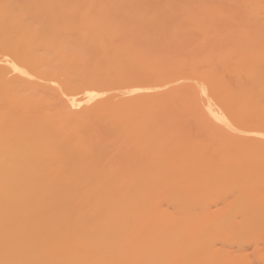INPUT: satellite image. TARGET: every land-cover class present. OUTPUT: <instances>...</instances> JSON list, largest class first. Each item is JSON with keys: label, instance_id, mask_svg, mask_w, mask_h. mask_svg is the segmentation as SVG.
I'll use <instances>...</instances> for the list:
<instances>
[{"label": "bare ground", "instance_id": "1", "mask_svg": "<svg viewBox=\"0 0 264 264\" xmlns=\"http://www.w3.org/2000/svg\"><path fill=\"white\" fill-rule=\"evenodd\" d=\"M93 1H95V3ZM93 1L0 0V264H97V260L94 259L95 257H101L102 254L105 256L110 255L112 250L115 251L119 247L117 245V242L118 239H120L123 222L118 223L115 221H110L109 219L112 218L117 210L122 208H128L132 213V218L134 219V230L132 232L133 240L131 242H128V245H130V249H128L130 254V264H233V262L236 261V256L232 257V251L228 252L230 250H227V248L226 250L223 248H220L221 250H219V246L216 245V242L223 243V241L226 242L227 239V242L230 240L228 243H231L232 241L234 242L235 238H233L234 235L232 236V234H237V232L238 236L239 234L244 233L246 241L249 238L247 242H250L252 233L256 236L259 235L260 230L259 232H257L258 226L256 228H253L254 225L251 224L256 223L258 225V223L263 222L262 224L264 226V198L261 197L264 196V192L262 193L263 195H261L260 192L264 189H259L258 191L257 188L259 187L257 186L260 185H256V187H254L255 194L256 192H260L256 195H261L259 196V198L258 196H256V198L255 196H253L255 195L253 193L254 189L251 190L249 188L250 184L248 182L244 183L245 177H247L245 176V174H242L244 177L242 179V175L238 172V169H236V174L238 173V176H236L235 173H232L235 179L237 177H240L237 178L240 182L238 180L235 181L233 176H231L230 179V177H227L228 174L224 175L228 170L233 171V165H227V162L225 163V167L228 170H226L224 167L226 171L223 170L224 172L222 174L215 173L216 175H213L211 167L208 169V171L206 170L208 166H210L209 163L212 164L213 162L215 163V161H218L219 157L217 156L219 154L217 152H221L223 150H219L220 147L217 145L218 140L228 147L233 146L235 150L237 149L238 153L237 150L236 152L234 150V152L235 154H237V156L239 155L240 158L244 154V157L246 158L247 155L245 151L247 153L249 151H251V153L253 151L256 153L257 151V154H259L260 156L264 154V141H262L263 138L261 136V133H264V116H261L259 112L261 111L264 113V102L263 104L261 103L264 99H262L263 97L260 96L262 93H264L263 83H261V85H255L254 82H256L257 79H253L254 89H257V91H255V94L260 96L262 100L257 101V97L253 98L258 103L260 102L259 106L261 105L260 107H262V109H260V107L256 104L257 109L254 115L257 114V117L255 116L256 119L253 118L254 123H252V119H246L244 117L245 115L242 116V114H240L239 111L236 110V108L240 107L241 109H244V104H246L245 98H247L249 95L253 96L254 90H251V86L250 88H248V90H246L245 88L247 85H242V87L245 86L244 89L242 88V90L241 86L240 88L238 87L239 85L237 86L238 88L234 87V89L232 85L227 81L226 76H224L229 71L223 69L224 72H222L221 70V68L223 67H227V69L229 70L234 69V65L238 62L235 61L237 60L236 57H239L240 55L238 54L237 56L232 48L228 49L230 53H228L226 49V47H230L233 45L231 43L228 45L229 42H235V40H233L234 37L232 35H229L232 34L230 33V31L228 32V34H223L220 38L222 39L223 36H225L224 38L226 40H218L217 42H221L218 44L219 47H221V45L223 44L224 47L223 45L222 47L224 48V50L226 49L224 51V54H221V56H223V65H221L223 67L220 66L221 71H215V69L219 70V68L214 65L216 62V64L219 66L220 62H222V60L218 57L219 52H216V54L218 55H216L214 52L220 51V49L214 48L213 51L209 50L210 46H212L210 45V42H212L210 41L212 40V36L207 34V30H211L213 27H216L212 26V21L210 19V25L212 28H209L208 26L204 28L203 26L205 30L207 28L208 29L206 31L204 29L201 30V32L204 31L209 37H211V39L207 38V42V35L204 36L205 40L202 39V41L207 44L209 49L207 48L206 50V47L204 45L203 50L200 51L199 49H197V53L193 50V47L197 48L195 46L198 44V42L197 44L191 43V46L195 44L192 47V50L193 52H195V54H190L191 52L189 53L188 49L190 50L191 46L189 45V48V46L187 45L188 53H186V55L188 57L184 55L186 60L183 61L184 63L186 62L185 65L187 66V68L184 63L183 65L181 64V66H179V63L176 60L179 58H174L176 60L177 68L175 70V60L172 63H170V61L169 63L171 64V66L174 65V70L172 71L166 69V67H169L170 65L168 64L169 66H167L165 62H163L162 65V63L155 59L154 61H157L156 63L153 62L152 59L151 62L150 56H148L149 58H142V52L139 50L138 51L141 54L137 53L138 51L136 53H132L134 50H132L131 53H129L127 49L126 51L125 48H127V46L125 47V44L122 41L121 43L118 41V39H120L121 37L118 36L120 33L118 34L116 30H113L115 21H112L110 15L113 14L114 16L115 13H112L111 9L109 10V8L112 7L111 5H109L111 3L110 1L112 0ZM98 1L103 3H101L102 6L100 4H97ZM118 1L122 2L123 0ZM136 1L138 2V0ZM143 1L144 0H140L141 3L138 2V4L140 3L141 6L148 4L149 6L150 2H146L142 5ZM189 1L186 0V2ZM239 1L244 2L243 4L245 5H242L243 8L244 6H246V9H250L248 11L252 12L250 14L253 15L250 16L253 17V19H250H252V21L256 20L258 22L257 26L255 25L256 21L252 23L254 27L253 31H257V29L258 31L261 30V28L264 27H261L262 23L264 25V18H262L263 20L261 19L263 21L262 23H260L261 21L257 19H260L259 16H263L264 10H262L263 14L261 12L256 14L254 13L255 10L252 11L251 9H256V11H259V7H264V5L262 4L263 0ZM196 2L195 4L193 3L194 7L197 4ZM254 2L256 3L254 4ZM173 3L178 4L177 2H175V0ZM173 3L171 5H173ZM249 3H251V6L249 5ZM134 4L135 3H132V6ZM140 4L137 5L136 3L135 5L140 6ZM150 4H152V2ZM179 4H181V1L179 2ZM183 4H185L184 1L181 5ZM116 5L114 4V6ZM203 5H205V3ZM247 5L249 6L247 7ZM255 5H258V7H255ZM98 6L101 7L99 8ZM148 6L146 5L147 8H149ZM173 6L176 7L177 5ZM179 6L180 5L176 7L179 8L177 11H181L180 8L182 6ZM210 6L211 5L208 4V7ZM91 7L95 10H92ZM97 7L101 10H99ZM174 7L171 6L169 10L174 9ZM212 7L214 8V6ZM133 8H135V6ZM138 9H140V7H138ZM203 9L204 8H202L201 10L205 12L206 10ZM158 10L156 11L158 12ZM197 10H192L195 11L194 15H196ZM208 10L211 14L214 13L211 7ZM136 11H138L136 12L137 14L139 13V15L135 13L137 15L136 18L140 16V14H142L141 16H143L138 17L142 18L141 20L139 19V22H141L145 20L148 21L147 18L150 17L152 19V13L155 10L150 13L151 16L147 13L150 17H146L143 13L139 12V10ZM215 11L217 12L218 10ZM159 12L157 14L153 13L154 17V14H156V18L153 17L155 21L157 18L159 19ZM169 12L172 13L170 15L172 16L174 11ZM122 13L127 14V11H124ZM166 14L167 13H165V15ZM180 14L182 13L179 12L178 16H181ZM211 14H209V17ZM254 14L256 15L254 16ZM245 15L246 16H244V19L248 17L247 14ZM118 16H114L116 18V22L118 20ZM128 16L125 18H129ZM121 17L118 18L120 19ZM192 17L193 16H191V18ZM216 17L214 18L216 19ZM185 18H187L188 20V17ZM154 19L152 20V22H154ZM196 19L200 20L199 18ZM130 20L131 19H128L129 23L126 22L129 26L133 24L130 23L132 21ZM198 20H196V22H193L191 20V24L194 23L198 25ZM124 21L122 22V24L119 20L121 28L125 24ZM247 21L248 20L245 21V25L248 26L250 22L247 23ZM164 23L165 25L167 24L166 21ZM212 23L213 25L215 24L214 22ZM259 23L261 25H259ZM138 24L140 25V23L137 22V31L136 29L134 30V33L138 32L137 34H140L141 32H149L150 35L153 33L152 30L156 29H149L150 31H152V33H150L148 27L146 30L143 29L146 27H143V31ZM177 24L178 22L176 23V25ZM206 24L208 25L207 22L205 23V26ZM125 25L127 26V24ZM153 25L156 26V24ZM200 25L202 26V24ZM111 26H113V28H111ZM140 26H142V24ZM161 26L160 30L162 28ZM255 26L257 29H255ZM132 27L133 26H131V29L133 30L134 28ZM163 27H165L163 30L166 29L167 31L166 26L163 25ZM235 27L237 28V26ZM123 28H125L126 31L128 27ZM138 28H140L141 30ZM178 28L179 27L175 28V30ZM189 28L187 30H189ZM194 29L195 28H193L192 30ZM128 30L129 29H127V31ZM163 30L161 32H163ZM212 30H214V28ZM239 30L240 28L236 31L235 29H233L235 36H238L236 35L237 33L240 34V39H237L238 41L243 42L242 40H244L243 43H245L249 40L251 42L256 41L255 43H257L258 40H255L256 37H252L254 36V34H256L255 36H258L257 33L253 34L252 32L248 31L249 28L245 27V30L248 31L249 34H253L249 38V36L244 35L246 32L241 29V32H244V34L242 35L241 32H238ZM114 31L116 32V34H118L116 36H118L119 38L115 36ZM262 31L264 34V28L263 30H261V32L258 33L261 34ZM204 32L201 33V36L204 34ZM208 33L211 34L209 30ZM113 34L116 37V40L114 39V41H117L116 43L112 40L114 37ZM137 34L134 35L135 39H137ZM145 34L146 33L140 35L145 36ZM156 34H158V32L155 34L153 33V37ZM167 34H164L163 38H165ZM226 34L228 35V39L229 36L233 37L232 39H229V42L227 40ZM176 35L177 34L175 33V36ZM131 36L125 38L127 40L130 37L131 40H127L129 43H133L131 42L133 38ZM178 36L180 37V34H178ZM244 36L247 37L248 40L245 41V39L241 38ZM149 37H147L148 40L152 39L151 37ZM179 37H173L174 41L175 39L179 40ZM260 37V40H262V42L259 41L258 44H264V38L262 36ZM71 38H77L81 41L87 42L94 51L95 49H97L96 53H90L93 56L91 55V57L89 58L92 59H85V57L80 53L78 57L75 56L74 54H76L77 52L75 48H77L78 45L75 48H68L69 51L67 52H74V54L71 53L74 56L70 55V53L67 54L66 50L68 49L64 50L62 45L64 44L63 46L65 47L67 45L66 43H69L68 41ZM110 38L112 41L110 40ZM165 39L169 40L170 38ZM80 40L79 42H81ZM140 40H138V42ZM144 40V43H149L150 41H152H147L146 39ZM161 40L162 38L160 39V41ZM136 41H134L135 43H133L132 45H137L138 42ZM224 41L228 43L225 45V43H223ZM249 41L246 44H250L251 42ZM112 42L115 43V46H113ZM140 42L143 44L141 45L139 43L141 46H145L147 44L146 43L144 45L142 40ZM159 42L157 44H160ZM166 42L168 44L167 40ZM166 42H163L164 44L161 43V45H163L164 47L169 46L166 44ZM186 42L189 43L188 40ZM240 42L237 43L241 44L242 46L238 44L237 46L236 42L234 43L237 46H234L236 48V52L242 51L243 53H245L244 51H246L247 53L248 50L246 48L243 49L246 44L243 45V43ZM87 43L86 45H88ZM178 43L179 42L177 41V44ZM69 44L72 45L71 42ZM79 44L84 45L83 42ZM120 44L122 45L117 47L118 49L120 48V50L113 48ZM140 45L139 47H141ZM175 45L176 41L173 43V45L170 46V50L168 49V51V47H166L165 49L164 47L162 48L160 47V45H157V48L158 46L160 49L162 48L161 50H158L154 45L155 49H157V57L160 55L159 52H162V56L164 53L163 51H165L166 54L169 55V57H173L175 53H172L171 48H174ZM252 46L253 47L250 48L253 49L256 45ZM67 47H69V45ZM152 47L153 46L151 44L150 48H148L153 52V54H156V50L152 49ZM222 47L221 50H223ZM245 47H247V45ZM145 48L146 46L143 49ZM241 48L243 50H240ZM71 49L73 51H71ZM143 49L142 51H144ZM259 49L261 50L262 48L260 47ZM259 49L254 48L252 50L254 51V54H252L255 55L256 58L259 55V59H254L258 61H255L258 64L260 62V58L261 61L263 60L264 62V47L263 51L261 52ZM257 50L258 54L256 53ZM61 51H65L66 54L62 53ZM175 51L177 52V49ZM45 52L46 54L48 53V56L51 55L52 58H50L51 56L48 58L44 54ZM178 52L180 53V51ZM242 52L241 54L244 56ZM262 52L263 54H261ZM147 53H149V51H147ZM201 53L203 54L201 55ZM225 53H228V55H226ZM166 54L165 56L168 58ZM170 54L173 55L170 56ZM212 54L214 56L213 58H211ZM135 55H137V57H133ZM195 55H197V57ZM261 55L262 57H260ZM5 56L10 57L12 62L24 68L28 72L29 76H35V79H29L28 76H24L12 71L9 67L8 61L5 60ZM81 57L83 58L81 59ZM58 58L59 60L61 58L59 62H57ZM196 58H198V61ZM244 58H246V56ZM244 58L239 57L241 62ZM134 59L135 62L139 61L136 62L138 64H134L131 62V60ZM145 59H149L147 60L148 62L145 61ZM163 59H165V57ZM227 59L229 61H227ZM219 60L221 61L218 64ZM197 62H199L200 65ZM241 62L240 66L239 64H236L237 67L239 66V69L235 65L237 71L235 69L234 70L237 73L238 71L243 70L241 69V67L244 68L245 66L242 73H245V69H248L246 71L249 74H245L250 75V77L245 76V74L242 73H237L236 75H238V77L236 75L234 76L235 78H237V80L239 79V76L240 78L241 76H244V78H246L251 83V76L253 77L255 74L253 75V73L249 71V68H246L245 60L243 61L244 66L241 65ZM256 63H253V65ZM187 64H190L191 66L189 67V69ZM197 64L199 65V67H197ZM202 65L204 67H202ZM228 66L230 67L228 68ZM170 67L169 69L173 68ZM179 67L183 68L180 69ZM207 67L208 69L212 68V72H221V74L219 73L216 75L214 72L213 74L205 75L206 72L210 71L207 69ZM256 68L257 67L255 66L254 69L250 67V70L256 71ZM202 69H204V71ZM234 70H232L233 72L230 71L227 74H230L231 72V74H234ZM260 70H262L261 73H264L263 68ZM176 72L179 73L176 74ZM259 72L260 71H258L257 74H260ZM214 74L216 75V77H214ZM11 75H14L13 78ZM217 77L219 80H217ZM224 79H226L225 81L229 84L227 83L223 86ZM56 83H59L62 86L64 90L63 94L61 93V89L55 88L53 86ZM257 86L258 88H255ZM259 86H261L260 88H263V90H261ZM187 87H191V90H193V92L191 91L190 94H193L190 95L186 92H182L183 89L181 88L186 89ZM224 87L226 89H224ZM247 87H249V85ZM33 88L38 91V94L28 95L27 93L30 92L29 90ZM138 88L152 89V91L136 92L135 89ZM236 89L237 92L234 91L235 93H233V90ZM259 89V92L263 91L260 93V95L258 94ZM26 91L29 92L25 93ZM88 91L97 92V96L88 97L85 94ZM248 91L250 92L248 93ZM22 93H25V96ZM69 93L73 94L77 101L78 106L76 109H71L67 101L64 99V96ZM102 93H106V95H103ZM232 93L240 98L236 96V99L233 95H231ZM187 94L189 95L187 98L188 104H191L192 102V106H189V108L195 109L194 112L198 113L196 115L200 116V118H197L201 119L200 121H202V127L206 130L204 131L201 129V131L204 133H208L205 135L204 133H201L202 139H205L204 141H206L207 139L204 137L209 134V136L214 137H212L213 139L216 138L215 140L212 139L213 149L209 145L211 143V141L209 143V139L208 141H206L208 143L207 145L204 141L199 140L202 143L204 142L206 147L210 146L207 150H210L211 148L214 152L215 150L217 151V156H214L213 151L212 153L211 151H207L208 156L211 153V156L215 157L213 159L208 157L207 155V157L204 156V153L203 155H201L200 153L201 156L205 157L207 162L209 161L207 163L206 161H203L205 160L203 159L204 157L202 158L201 161L203 162V164L205 165V163H207L206 167H203L202 163L201 165H199L200 163L196 164L197 160H195V163L192 162L191 164H189V162L186 163L188 160H186V164H183V160L181 159V163L179 162V157L181 156L186 159L185 152L187 150L185 151L182 144H178L180 143L178 140L179 135H177L178 143L177 140H175L177 144H174L175 142L173 140V137L176 135V132L180 128L177 129L178 126H176L177 124L175 122V117H172V113L168 111L175 110V108H169V110L167 111V106L166 111L162 110L164 109L163 106L168 103V105L170 106L172 102L174 103L175 101L177 102V100L185 99V96H187ZM191 98H194L195 100H192ZM238 101H240V103H238ZM49 107H52L51 112ZM184 108L185 107H183V111H185ZM187 109L188 108L186 107V110ZM197 109H199L198 111L200 112H198ZM186 113L187 116L188 114L190 115V117L188 116V118H191V115L194 116L193 113ZM258 113L261 118L263 117V119H259L260 116H258ZM242 123H245V125L246 123H251V125L254 124V126L252 125L253 129L241 125ZM181 129L180 131H182ZM252 133L256 134L252 135ZM182 134L183 132L181 133V135ZM193 139H195V136ZM192 140L189 143L188 141H186V143L189 144V147L192 143V148H198L196 146L200 143H196L197 140L195 139L194 143L197 144L195 145L193 144ZM180 141L182 140L180 139ZM215 141H217V143ZM178 145H181L183 149ZM215 145L216 147H219H217L218 150L215 148ZM174 146H178L179 148H175ZM187 146L188 145H186L185 148ZM200 146L202 147L203 145ZM206 147L204 148L205 150ZM195 149H192L191 151L196 154L198 150ZM243 149L245 150L243 151ZM202 151L204 150L202 149ZM192 155L193 157L195 156L194 154ZM234 155L232 157H234ZM249 156L250 155H248L247 157ZM260 156H255L257 157V159L253 157L255 160L251 158L257 163L256 164L255 162H253L254 164H256L253 166L250 160V164H252L253 167L257 166L260 163L264 164V157L262 156L263 159H260L262 158ZM187 157L189 158V156ZM196 157L198 158V156ZM239 157L238 159H240ZM234 158L233 160L236 161L237 158ZM226 159L227 157L225 158V160ZM248 159L246 158L247 161ZM211 160H213L212 163ZM258 160H262V162ZM241 161L242 159L238 162L239 164L241 163L243 167V163H245V161ZM213 164L212 166L218 163H215L214 165ZM222 164L220 163L219 165ZM227 166H230V168H227ZM215 167H218V165H215ZM257 167L253 168L256 172ZM243 168H241L240 166V169ZM261 168L263 167L261 166ZM210 169L211 171H209ZM220 170H222L221 167L220 169L219 167L217 170L215 169V171L217 172H219ZM262 170L264 171V169ZM262 170H260L259 173H262ZM240 172H244V170H240ZM222 175L223 178L224 176H226V179H223ZM219 176H221V179H219ZM212 177L214 179H217V181H221L223 179L224 182L222 181V183L220 184V181L218 183L216 180V182L214 180L209 181ZM232 177L234 182L232 180ZM252 179L254 181V178L251 177V180ZM202 180L203 182L204 180H208V184L206 181V183H204L209 188H206L207 186L205 187ZM226 180L230 181L231 183L226 182ZM197 182L199 184H197ZM201 183L202 185H204V190L206 191L207 189V194H211V197L215 196L212 195L211 192H215L217 194L219 193V190H224L222 188H227L228 186L230 187V185L231 187L233 186L234 188H232L236 189L234 202L232 203L231 199L233 196H229L230 198L228 197V203L224 204L223 201L222 205L224 204L225 206H222V208L218 209L217 212L214 211V213L216 212V214H214L212 211L214 207L212 208L209 204V201L213 200H211V198L209 200V197L205 196L203 199H207L208 197L209 201L207 204L208 206L210 205V207H207L208 209H205V207L207 206L205 201L207 200L201 201L199 198V196H202L199 195V193L202 194L203 192L202 185V188L200 187ZM219 184H225V187L221 186L222 188H219ZM246 184L247 186H244ZM212 185H215V187H217L214 189V186ZM195 186L196 188L198 186L199 190L201 189L202 191L198 193L199 190L197 188L196 191ZM217 188L218 191H215L217 190ZM205 191L203 193L204 195L207 192ZM220 193H222L221 195H223V197L227 194L225 190L224 192ZM227 196L225 197V199L227 198ZM251 197H254V199L252 200ZM220 198L221 197H219V199ZM261 198L263 199L262 203L260 201ZM198 199L201 201V204L200 202H198ZM163 201H165L166 204H169V206H172L173 209L169 206L167 207L166 204L165 206L169 208V210L165 209ZM251 204L255 205V207L253 205L251 206ZM217 205L219 204L212 206L216 207ZM197 206L198 209H200L201 212L204 213L203 216L201 212L199 214L198 212L196 213V210L198 211ZM203 209L206 210V214L205 212H203ZM209 212H211V214H208ZM242 212L243 215L245 213L244 216L248 217L247 219H249V222H246L247 219L244 217L242 218L243 222H241V217L243 216L241 215ZM253 214H255V217H253ZM63 215L68 217L69 219H72L70 224L69 222L65 223L64 221H62ZM258 215H260V218H258ZM256 216L258 219L256 218ZM236 217H240V223L239 221L234 222L237 219ZM232 225L236 226H233V228ZM241 225L245 229L241 228ZM243 225L246 227H244ZM259 226L261 227L262 225L259 224ZM239 228L240 231H238ZM250 231L252 233H250L251 236L249 234V237L248 233ZM86 232H89V234L91 235H80ZM260 236H264V232L263 234H260L259 237ZM210 238L213 239L215 244L214 247L218 250H215V248L210 246ZM75 241H78V244L72 246V242ZM84 241L93 242V244L88 247L82 246V242ZM232 244L234 243H231L230 245ZM230 245L229 247H232ZM261 254L263 255L264 253ZM262 255L260 256L262 257ZM111 257L116 258V256Z\"/></svg>", "mask_w": 264, "mask_h": 264}, {"label": "rangeland", "instance_id": "2", "mask_svg": "<svg viewBox=\"0 0 264 264\" xmlns=\"http://www.w3.org/2000/svg\"><path fill=\"white\" fill-rule=\"evenodd\" d=\"M92 1H93V0H92ZM109 1H110V0H109ZM112 1H113V0H112ZM112 1H110L111 3L109 2V3H110L109 5H111V6L113 7V9H112V7H111V8H109V10L111 9V12L116 14V15L114 14L115 17L118 16V14H119L118 17H121V16H122L120 19L117 17L118 20H117V22H116V20H115L116 18L113 16V14L110 15L112 21H115V23H114L115 26H114V29H113V30H116V31L118 32V34L120 33V34L118 35V34H116V32L114 31V34H115V36H116V35H118L119 37L121 36V37H120L121 40L118 39V41H119L120 43H121V41H122V42L125 44V47L127 46V48H125V47H124V48H125V50L127 49L129 53H131L132 50H134L132 53H136V52L139 50V51L142 52V58H149L148 56H150V61H151V62H152V60H153V62H155V63H156L157 61H159L160 63H162V65H163V62H165V63L167 64V66H169V65L171 66L170 63H172V62L175 60L174 58H179V59H176V60H177V62L179 63L178 65L181 66V64L183 65V63H184L183 61L186 60V58H185L184 55H186V53H188V52H187V45H188V46H189V45L191 46V43H196V44H197V42H198V44H199V41H200V39H201V41H200L201 46H200V44H199V45L197 44V45L195 46V47H197V48H194V47H193V45H195V44H193V45L191 46V48H190V46H189V48H190V50L188 49L189 53L191 52L190 54H192V53L195 54V52H193V50L196 51V52L198 51L197 49H199L200 51L203 50L204 45H205L206 50H207L208 46H207V44H206L204 41H202V39L205 40L204 36H206V35L208 34V35L212 36V40H210V41H212V42H210V43H211L210 45H212V46H210V49H209V48H208V49H209L210 51H213L214 48H217V49L219 48L220 51H221V53H220V51H214L215 54H216V52H219V55H218V54H216V55H218V57L222 60V62H220L221 60L218 61V64H219V62H220L219 66H218V65L216 64V62H215L214 65H216V66L219 68V70H218V69H217V70L215 69V71H221V70H222V72H224L223 69H226V70H228V71L230 72V71H232V70H234V69L236 70L235 65H236V64H237V65L239 64V66H240V62H241L240 59H239V57H240V58H244V57L246 56V58L242 59L241 65L244 66L243 61L245 60L246 68L248 67V68H249V71H250L251 73H253V75H254V74L256 75V76L254 75L255 77H254V76H253V77L251 76V78H252V79H251V80H252L251 83H250L246 78H244V76H241V78H240V76H239V79H238V80H237V78H235V76H234V75H236L237 73H240V74H241L242 71L244 70L245 66H244V68L241 67V69H243V70L240 69L241 71H238L237 73H236L237 70H236V71L234 70V74H231V73L233 72V71H232L230 74H227V73H229V72H227V73H226L227 75H226V74H225V75L223 74V75L226 76L227 81L232 85L233 88H234V87H236V88L239 87V88H240V86H241V90H242V88L244 89V87H245V86L242 87V85H247V86L249 85V87L246 86L245 89L248 90V88H250V86H251V88H252L251 90H252V91L254 90V95H253V96H251V95H249L248 97L246 96L247 98H245V99H246V101H245L246 104H244V105H245V106H244V109H241L240 107H239V108L234 107V108H236V110H238L239 113L242 114V116L245 115L244 117H245L246 119H252V120H253V118H255V116L257 115V114L254 115L255 112H256V109H257V108H256V107H257L256 104H257L258 106H259V104H260V102L258 103L257 101H260V100L264 99V96H263L264 93H262L263 95H262V94L260 95V93L263 92V91L259 92L260 89L263 90V88H264V77H263V76H264V73H261L262 70H260V69L263 68V71H264V66H263V63H264V62H263V60L261 61V58H260V60H259V61H260L259 64L256 63V62H258V61L254 60V59H257V58L259 57V55H258L257 58H256L255 55H253V54H254V51H252V50H253L254 48H255V49H259V48L261 47L262 49H261V50L259 49V50H260V52L263 51L264 44H263V43L258 44V42H259V41L262 42V40H260V39H261L260 36H262V37L264 38V34H263V31H262L261 34L258 33V32H261V30H263V28H264V27H263L264 25H263V23H262V22H263V21H262V20H263L262 18H264V14H263L262 10H264V7H259V11H256V9H251L252 11L255 10L254 13H256V14H258L259 12H261V13L263 14V16H259L260 19H259V18L257 19V20H260V21H261V22H260V23H262V26H261V27H263V28L260 27L261 30L258 31V29L256 28V26L258 25V24H257L258 22H257L256 20H253V21H252L253 17H251V16H252L253 14H250V13H252V12L248 11V10H250V9H246V6H244V8H243L242 5H245V4H243V3H244L243 1L240 2L239 0H236V1H235V0H203V1H202V0H191L192 2L189 1V0H187V1H189V2H186V0H180V1H181V4L183 3V1L185 2V4H183V5L179 4V2H180L179 0H175V2H177L178 4L173 3L174 0H165V1H164V0H158V1H157V0H151V1H150V0H144V1L142 2V5L145 4L146 2H147V3H148V2H150V3L152 2V4L149 3V6H148V4L143 5L144 7L141 6V4H140V3H141L140 0H138V2H140V3H139L140 6H136V5H135L136 3H137V5H139L138 2H137L136 0H135V1H134V0H129V1H128V0H126V1L123 0L124 2H123V1H122V2H119L118 0H116V2H115V0H114L113 2H112ZM127 1H128V2L131 1L132 3H135V4L132 6V3H131V2L128 3ZM141 1H142V0H141ZM168 1H169V2H168ZM196 1H197V2H196ZM205 1H206L207 3H206ZM238 1H239V2H238ZM253 1H254V0H253ZM260 1H261V0H260ZM260 1H259V2H260ZM93 2L95 3V1H93ZM96 2H97V1H96ZM99 2H100V1H98L97 4H100V5H101L102 2H100V3H99ZM118 2H119V3H118ZM153 2H155V3H153ZM158 2H159V3H158ZM171 2L173 3V5H175V6L177 5L176 7H178V5H180L179 7L182 6V7L180 8L181 11H177L179 8H176V7H174L173 5H171V4H172ZM190 2H191V3H190ZM195 2H196L198 5L196 4L195 7H194ZM262 2H263L262 4L264 5V0H263ZM94 3H93V4H94ZM112 3H114L115 5L117 4V5L114 6V4H112ZM165 3H168V4H165ZM170 3H171V4H170ZM186 3H187L188 6L186 5ZM188 3H189V4H188ZM193 3H194V4H193ZM204 3H205V5H207V6L203 5ZM240 3H241V5H240ZM251 3H252V2H251ZM251 3H249V5H250ZM255 3H256V2H254V4H255ZM91 4H92V3H91ZM102 4H103V3H102ZM119 4H120V5H119ZM121 4H122V5H121ZM123 4H124V5H123ZM129 4H130V5H129ZM153 4H154V5H153ZM155 4H156V5H155ZM163 4H164V5H163ZM208 4L211 5L210 7H211V8L213 9V11H214L213 14H211L210 11L208 10V9H210V7H208ZM260 4H261V3H260ZM146 5H147L149 8H147ZM150 5H153V6H150ZM168 5H169L170 7H171V6L174 7V9L169 10L170 7H169ZM189 5H190V6H189ZM249 5H247V7H248ZM252 5H253V4H252ZM263 5H261V6H263ZM101 6H102V5H101ZM101 6H100V7H101ZM117 6H118V7H117ZM122 6H123V7H122ZM124 6H125L126 8H125ZM127 6H128V7H127ZM130 6H132V7H130ZM134 6H135V8H137V9L133 8ZM157 6H158L159 8H158ZM191 6H192L193 8H192ZM202 6H204V7H202ZM212 6H214L215 9H214ZM250 6H251V5H250ZM89 7H90V6H89ZM98 7H99V6H98ZM98 7H97V8H98ZM100 7H99V8H100ZM116 7H117V9H116ZM138 7H140V9H138ZM141 7H142V8H141ZM161 7H162V8H161ZM188 7L191 8V9H189ZM200 7H201V9L204 8L203 10H206V11L203 12V11L200 9ZM255 7H258V5H257V6L255 5ZM255 7H253V8H255ZM91 8H92V7H91ZM91 8H90V9H91ZM97 8H96V9H97ZM99 8H98V9H99ZM103 8H104V6H103ZM103 8H102V9H103ZM114 8H115V9H114ZM129 8H130V9H129ZM131 8H132V9H131ZM152 8H153V9H152ZM184 8H185L186 10H185ZM187 8L189 9V11H188ZM196 8H197L198 10H197ZM205 8H206V9H205ZM250 8H251V7H250ZM93 9H94V8H92V10H93ZM120 9H121V10H120ZM144 9H145V10L147 9V10L145 11ZM149 9H151V10H149ZM158 9H160V10H158ZM193 9L197 10V11H196V15H194V14H195V11H192ZM243 9H244V10H243ZM257 9H258V8H257ZM94 10H95V9H94ZM99 10H101V9H99ZM99 10H98V11H99ZM114 10H115V11H114ZM123 10H124V11H127V14H125L126 12L123 14V13H122V12H124ZM134 10H135V11H134ZM136 10H139V12L143 13L146 17H147V16L150 17V16H151L150 13H152L153 10H155L153 13H156V12H157L156 10H158V12L160 11V12H159V13H160L159 16L157 15V16L159 17V19L157 18L156 21H155V19H154V18H156V14L158 13V12H157L156 14H154L155 17L153 16V13H152V19H151V17H150V18H147L148 21L145 20V21H141V22H139V19L141 20L142 18H138V17H140L142 14H140V16H138V17L136 18V16L139 15V13H138V14L136 13V12H138V11H136ZM143 10H144V11H143ZM166 10H167V11H166ZM175 10H176V11H175ZM190 10H191V11H190ZM215 10H218V11L216 12ZM260 10H261V11H260ZM98 11H97V12H98ZM117 11H118V12H117ZM120 11H121V13H120ZM128 11H129V12H128ZM131 11H132V13H131ZM169 11H171V12L174 11L172 16H170L172 13H170ZM184 11H185V12H184ZM116 12H117V13H116ZM133 12H134V13H133ZM179 12L182 13V14H180L181 16H178ZM193 12H194V13H193ZM207 12H209V13H207ZM218 12H219V13H218ZM243 12H244V13H243ZM135 13H136L137 15H136ZM147 13L150 14V16H149ZM165 13H167V14L165 15ZM197 13H200V14H197ZM206 13H207L208 15H207ZM217 13H218V15H217ZM128 14H129V16H128ZM209 14H211L210 17H209ZM215 14H216V15H215ZM245 14H247V16H248V17L245 18L246 20H248L247 23L250 22V24H249L248 26L245 25V24H246V23H245L246 20L244 19V16H246ZM248 14H249V15H248ZM256 14H254V16H255ZM262 14H261V15H262ZM126 15H127L129 18H125V17H127ZM175 15H177V16H175ZM200 15H201V18H200ZM202 15H204L205 17L202 16ZM250 15H251V16H250ZM160 16H161V17H160ZM162 16H163V17H162ZM167 16H168V17H167ZM191 16H193V17H192L193 19L195 18L194 21H193V19L191 18ZM197 16H198V17H197ZM213 16H214V17L217 16L216 19H215ZM141 17H143V16H141ZM153 17H154V18H153ZM177 17H178V18H177ZM185 17H188V20H189V21H188L187 18H185ZM206 17H207V18H206ZM113 18H114V19H113ZM160 18H161V19H160ZM169 18H170V19H169ZM190 18H191V20H192L193 22H196V20H198V19H196V18H199L200 20H198L199 22H197L198 25H197V24H194L193 22H192L193 24H191V20H190ZM211 18H212V19H211ZM250 18H252V19H250ZM121 19H122L123 21H124L125 19L127 20V21H126V20L124 21V23L127 24V26L124 24L123 27H126V28L128 27V28H127V29H129L128 31H127V29H126V31H125V28H123V27H122V28H123V31H124V32L122 31V28H121V26H120V22L122 23L123 21H122ZM128 19H131V20L133 21V22H132V21L130 20V21H131L130 23H131V24H132V23L134 24V25H133V24H132V25L130 24L131 26H133V27H132V28H134L133 30L131 29V26L128 25V23H129V22H128ZM144 19H146V18H144ZM144 19H143V20H144ZM153 19H154V22H152ZM201 19H202V21H201ZM209 19H210L212 22H214L215 24L213 25V23H212ZM254 19H255V18H254ZM261 19H262V20H261ZM119 20H120V22H119ZM137 20H138V21H137ZM150 20H151V21H150ZM157 20H158V21H157ZM167 20H168V22H167ZM214 20H215V21H214ZM249 20H251V21H249ZM134 21H135V22H134ZM136 21H137L138 23H140V25L142 24V26H140V25L138 24L139 27H140L141 29H142L143 27H146V28H143L144 30H146L147 27H148V30H149V29L151 30V29H153V28H154V29L156 28L155 30H152V31H153L154 34L157 33V32H158V34L154 35V37H153V33H152V31H150V30H149L150 33H152V34H150L151 36L149 35V32H141L140 34H144V33H146L145 36H147V37L150 36V37L152 38V39H149V40H148L147 37H145L144 35L137 34L138 32H135V33H134V30H135V29H136V31H137V26H136V25H137V22H136ZM165 21H166V23H167L169 26H168L167 24L165 25V23H164ZM171 21H172V23H171ZM204 21H205V22H204ZM208 21H209V22H208ZM255 21H256V24H255V23H254V24L256 25V26H255V29H257V31H256V30L253 31V30H254V27H253V24H252V23L255 22ZM126 22H128V23H126ZM158 22H159L160 24H159ZM174 22H176V23L178 22V24L176 25V23H174ZM206 22L208 23V25L206 24V26H205V23H206ZM210 22H211L212 26H216V27H213L214 30H212L213 28L211 27ZM144 23H145V24H144ZM157 23H158V24H157ZM179 23H180V24H179ZM182 23H183V24H182ZM188 23H190V24H188ZM199 23L202 24V26H201ZM260 23H259V25H261ZM110 24H111V23H110ZM122 24H123V23H122ZM143 24H144V25H143ZM153 24H156V26L153 25ZM185 24H186V25H185ZM203 24H204V25H203ZM145 25H146V26H145ZM149 25H150V26H149ZM151 25H152V26H151ZM161 25H162V26H161ZM163 25L166 26V28H167V26H168L167 31H166V29L163 30V29L165 28V27H163ZM170 25H171V26H170ZM175 25H176V26H175ZM190 25H191V27L194 26L193 28H195V29L192 30L193 28H191ZM192 25H193V26H192ZM195 25H196V27H195ZM160 26L162 27L161 30H160ZM203 26H204V28L207 27V26H208L209 28H212L211 30L207 28V29L209 30V32H211V34L208 33V30H207V29H206V30H207V34H206L204 31L201 32V30L204 29ZM235 26H237L238 29L240 28V30H239L238 32H241V29H242V30H243L244 32H246L247 34H246V33L244 34V32H243V33L241 32V34H242V35L244 34L245 36H249V38H250V36H252L254 33H257L258 36H255L256 34H254V36H252L253 38H255V37L257 38V39L255 38V40H258L257 43H255L256 41H253V42L249 41L248 38L245 37V36H244V37H241V38L245 39V41L248 40L249 42H251L250 44H249V43L246 44L248 41L245 42V43H243L244 40H242L243 42L238 41L237 39H240V34H238V33L236 34V35H238L239 37H238V36H235V33H234L233 29H235V31L238 30ZM243 26H244V28H243ZM119 27H120V28H119ZM150 27H151V28H150ZM169 27H170V28H169ZM173 27H174V29H173ZM177 27H179V28H178L179 30H178V29L175 30V28H177ZM185 27H186V28H185ZM189 27H190V28H189ZM197 27H198V28H197ZM232 27H233V29H232ZM234 27H235V28H234ZM245 27L249 28L248 31L252 32L253 34H252V35L249 34V32L246 31L247 29L245 30ZM258 27H259V26H258ZM111 28H113V26H111ZM140 28H138V29H140ZM188 28H189V30H187ZM196 28H197L198 30H197ZM252 28H253V29H252ZM109 29H110V28H109ZM130 29H131V30H130ZM141 29H140V30H141ZM143 29H142V30H143ZM157 29H159L160 31L157 30ZM169 29H170V30H169ZM140 30H139V31H140ZM144 30H143V31H144ZM148 30H147V31H148ZM156 30H157V31H156ZM162 30H163L164 33L161 32ZM177 30H178V32H177ZM183 30H184V31H183ZM204 30H205V29H204ZM206 30H205V31H206ZM131 31H132V32H131ZM169 31H170V34H169ZM171 31H172V32H171ZM175 31H176V32H175ZM229 31H230V33H232V34H229V35H232V36L234 37L233 40H235L236 45H237V44H238V45H241V44H239V43H237V42L243 43V45H244V44L247 45V47H245V46H246V45H245L244 48H243V49L246 48V49L248 50L247 53H246V51H244L245 53H243V52L241 51V52L244 54V56L241 54L240 51H239V52H236V48H235V47H237L238 45L236 46V45L234 44V43H235L234 41L229 42V41H230L229 39H232V38H233V37L229 36V39H228V37H227L228 35H227V34H228ZM122 32H123V34H122ZM203 32H204V34L201 36V33H203ZM125 33H127V34H125ZM147 33H148V34H147ZM167 33H168V34H167ZM175 33L177 34V35H176L177 37H179L178 34H180L179 40H178V39H175V41H176V45H175V47H174V48L172 47L173 49L171 48L172 53L174 52V53H175L174 55H175L176 57H175L173 54H172L173 57H169V55L166 54L165 51H163V52H164V53H163L164 56H163V55H162V56H163V58L165 57V59H163L162 56H161V53H162V52H159L160 55L158 54V55H159L158 57H161V58H158V57H157V49L159 50L160 48H159V46H158V48H157V45H160V47L163 48L164 46L161 45V43H163V42L165 43L166 40H167V41H168V44H167V42H166V44L169 45V46H166V45H165V46L168 47V48H167V51H168V49L170 48V46L173 45V43L175 42V41H174V38H177V37L175 36ZM225 33H227V34H226V37H227V40H228V42H229V43L227 42L228 45H229L230 43L233 44V45L230 46V47H226L227 51H228L229 48H232V49L234 50V53L237 54V56H238V54H240L239 57H236L237 60H235V61H238V62L234 65V69H232V70L227 69V67L224 68L223 66H221V65H223V56H221V54H224V51H225L226 49L224 50V48H223L224 45L222 44V45H223V47H222V45L220 44L221 47L223 48V50H221V47H219V45H218V44L221 43V42H219V43H217V42H218V40H219V41H220V40H221V41H222V40H226V39L224 38L225 36H223L224 39H223V38L220 39L221 36H222L223 34L225 35ZM114 34H113V36H114ZM132 34H133V35H132ZM135 34H137V35L140 36V37L137 36V39H135V38H134V37H135V36H134ZM164 34H165V35L167 34V36L169 35L168 37L165 36V38H170V39L168 40V39L163 38V37H164ZM131 35H132V36H131ZM208 35H207V36H208ZM242 35H241V36H242ZM115 36H114L113 39H112L113 41H114V39H115L116 37H118V36H116V37H115ZM128 36H131V37L134 38V40H133V38H132V41H131V42H133V43H135L134 41H136V40H137L136 42H138V40H140V39L142 40V42H143V41L145 42L144 39H146L147 41L152 40V41H150L151 44H152V46H153L152 49L156 50V52H155L156 54H153V52L149 50L150 45H151L150 42H149V43L146 42L147 44L143 42L144 45L146 44V45H145L146 48L143 49L145 46H141V45H143V44L140 42L141 40L138 42V44L140 43L141 45H140V44H139V45H140L141 47H143V48L139 47L138 44H137V45H132L133 43H129L128 41L131 40L130 37H129L130 40L127 39L128 41L125 39V38H128ZM141 36H142V37H141ZM156 36H157V38H156ZM170 36H171V37H170ZM74 37H75V36H74ZM110 37H112V36H110ZM119 37H118V38H119ZM150 37H149V38H150ZM158 37H159V38H158ZM173 37H174V38H173ZM138 38H140V39H138ZM154 38L157 39V40H155ZM161 38H162V40L160 41ZM171 38H172V39H171ZM207 38L211 39V37H209V36L206 37V42H207ZM246 38H247V39H246ZM164 39H165V40H164ZM209 39H208V40H209ZM70 40H71V41H70ZM70 40H69L68 42H69V43L71 42L72 45H70L69 43H66V44H67V45L65 46L66 48L63 46L64 44L62 45V47L64 48V50H66V49L71 48V47L75 48V47H77V45H78V47L75 48V49L77 50L78 53H77L76 51H75L76 54H74V52H73V53H72V52H67V51H69V49H68V50H66L67 54H69V53H70V55L74 54L75 56L78 57V56H79V53H80L81 55H83V56L85 57V59H87V58H88V59H92V58H89V57H91V55H92L93 53H96V51H97V49H95V51H94L93 48H92L87 42L81 41L80 39H77V38H73V39H72V38H71ZM72 40H73V41H72ZM79 40H80L81 42H79ZM110 40H111V38H110ZM112 40H111V41H112ZM115 40H116V39H115ZM153 40H155V41H153ZM163 40H164V41H163ZM171 40H173V41H171ZM185 40H186V41L188 40L189 43L186 42ZM253 40H254V39H253ZM77 41H78V42H77ZM156 41H157V42H156ZM159 41H160V42H159ZM177 41L179 42L178 44H177ZM82 42H83L84 45L79 44V43H82ZM108 42H109V41H108ZM114 42L116 43L117 41H114ZM119 42H118V43H119ZM153 42H155V43H153ZM158 42H159L160 44H157ZM232 42H234V43H232ZM263 42H264V41H263ZM86 43H87L88 45H86ZM112 43H113V42H112ZM115 43H113V46H115V45H114ZM164 43H163V44H164ZM169 43H170V44H169ZM171 43H172V44H171ZM223 43H225V45L227 44L226 41H224ZM252 43H253V44H252ZM74 44H75V46H74ZM107 44H108V43H107ZM129 44H131V45H129ZM153 44L156 46L157 49H155V47H154ZM208 44H209V43H208ZM251 44H252V45H256L257 48H256V46H254L253 49L250 48V47H253ZM68 45H69V47H67ZM79 45H80V46H79ZM110 45H111V43H110ZM121 45H122V44H120V45H118V46H116V47H113V48L118 49L117 47H119V46H121ZM147 45H149V46H147ZM202 45H203V46H202ZM250 45H251V46H250ZM260 45H261V46H260ZM262 45H263V46H262ZM85 46H87V47H85ZM214 46H215V47H214ZM217 46H218V47H217ZM234 46H235V47H234ZM241 46H242V45H241ZM259 46H260V47H259ZM62 47H61V50H62ZM89 47H90L92 50H91ZM111 47H112V46H111ZM122 47H123V46H122ZM122 47H121V48H122ZM129 47H130V48H129ZM136 47H137V49H136ZM148 47H149V48H148ZM166 47H164V48L166 49ZM192 47H193V50H192ZM200 47H201V48H200ZM211 47H212V48H211ZM88 48H89V49H88ZM128 48H129V49H128ZM140 48H141V50H140ZM162 48H161V49H162ZM75 49H74V50H75ZM135 49H136V51H135ZM142 49H143L144 51H142ZM161 49H160V50H161ZM176 49H177V52L175 51ZM243 49L241 48L240 50H243ZM118 50H120V48H119ZM123 50H124V49H123ZM127 50H126V51H127ZM145 50L149 51L150 54L147 53V51H145ZM154 50H153V51H154ZM163 50H164V49H163ZM169 50H170V49H169ZM233 50H231V51H233ZM238 50H239V49H238ZM238 50H237V51H238ZM71 51H73V50L71 49ZM93 51H94V52H93ZM139 51H138L137 53H139ZM178 51H180V53H179ZM222 51H223V53H222ZM61 52H62V51H61ZM66 52L64 51V52H62V53H65V54H66ZM91 52H92V54H90ZM202 52H203V51H202ZM207 52H208V51H207ZM257 52H258V50L256 51V53H257ZM260 52H259V53H260ZM71 53H72V54H71ZM87 53H88V55H87ZM144 53H145V54H144ZM151 53H152V56H153V55L155 56V57L153 56L154 58L151 56ZM168 53H169V52H168ZM197 53H198V52H197ZM197 53H196V54H197ZM204 53H205V52H204ZM208 53H210V52H208ZM228 53H230V52L228 51ZM228 53H225V54L228 55ZM232 53H233V52H232ZM232 53H231V54H232ZM252 53H253V54H252ZM256 53H255V54H256ZM44 54H45L48 58L51 56L50 54H49L50 56H48V55H47L48 53L46 54V52H45ZM84 54H85V55H84ZM139 54H141V53H139ZM165 54L168 56V58L165 56ZM190 54H189V55H190ZM202 54H203V53H201V55H202ZM210 54H211V53H210ZM245 54H246V55H245ZM257 54H258V53H257ZM261 54H263V52H262ZM74 55H72V56H74ZM81 55H80V56H81ZM146 55H147V57H146ZM172 55L170 54V56H172ZM180 55H182V56H180ZM232 55H233V54H232ZM241 55H242L243 57H242ZM92 56H93V55H92ZM139 56H140V55H139ZM139 56H138V59H139ZM143 56H145V57H143ZM186 56H187V55H186ZM190 56H191V55H190ZM195 56L197 57V55H195ZM199 56H200V55H199ZM210 56H211V55H210ZM253 56H254V58H253ZM68 57H71V56H68ZM133 57H137V55H135V56H133ZM133 57H132V58H133ZM187 57H188V56H187ZM203 57H204V56H203ZM213 57H214V56H213V54H212V57H211V58H213ZM224 57H225V56H224ZM260 57H262V55H261ZM50 58H52V56H51ZM82 58H83V57H81V59H82ZM140 58H141V57H140ZM166 58H167V59H166ZM184 58H185V59H184ZM192 58H193V56H192ZM198 58H199V57H198ZM198 58H196L197 61H198ZM201 58H202V57H201ZM208 58H209V57H208ZM211 58H210V59H211ZM216 58H217V57H216ZM232 58H233V56H232ZM234 58H235V57H234ZM252 58H253V59H252ZM151 59H152V60H151ZM154 59L157 60V61H154ZM158 59H159V60H158ZM160 59H161V60H160ZM162 59H163V60H162ZM180 59H181V60H180ZM190 59H191V58H190ZM204 59H205V58H204ZM230 59H231V58H230ZM258 59H259V58H258ZM60 60H61V58H60ZM60 60H59V58H58V61H57V62H59ZM136 60H137V58H136ZM147 60H149V59H145V61H147ZM176 60L174 61V62H175V70H176V68H177ZM178 60H179V61H178ZM192 60H193V59H192ZM200 60H201V59H200ZM206 60H207V59H206ZM253 60H254V61H253ZM129 61H130V60H129ZM170 61H171V62H170ZM194 61H195V60H194ZM207 61H208V60H207ZM209 61H212V60H209ZM213 61H216V60H213ZM227 61H229V60L227 59ZM230 61H231V60H230ZM248 61H249V62H248ZM255 61H256V62H255ZM55 62H56V61H55ZM127 62H128V61H127ZM131 62L135 64L136 62H139V61H136V62H135V59H134V60H131ZM147 62H148V61H147ZM169 62H170V63H169ZM188 62H190V61H188ZM188 62H187V63H188ZM202 62H203V61H202ZM224 62H225V61H224ZM128 63H130V62H128ZM165 63H164V64H165ZM192 63H193V62H192ZM192 63H191V64H192ZM195 63H196V62H195ZM197 63H199V62H197ZM212 63H213V62H212ZM212 63H211V64H212ZM231 63H232V62H231ZM253 63H256V64L253 65ZM130 64H131V63H130ZM136 64H138V63H136ZM168 64H169V65H168ZM185 64H186V62L184 63V65H185ZM207 64H208V63H207ZM226 64H227V63H226ZM261 64H262V65H261ZM162 65H161V67H162ZM187 65H188V64H187ZM197 65H198V64H197ZM199 65H200V63H199ZM199 65H198L197 67H199ZM214 65H213V66H214ZM224 65H225V64H224ZM237 65H236V67H237ZM247 65H248V66H247ZM256 65H257V66H256ZM170 66H169V67H170ZM173 66H174V65H172L171 67H173ZM185 66H186V65H185ZM192 66H193V65H192ZM205 66H207V65H205ZM213 66H212V68H213ZM220 66L223 67V68H221ZM225 66H226V65H225ZM230 66H231V65H230ZM230 66H228V68H229ZM239 66H238V67H239ZM254 66L257 67V68H256L257 70H256V69H255L256 71H254V70H253V71L250 70V67L254 69ZM262 66H263V67H262ZM163 67H165V66H163ZM169 67H166V69H168V70H172V71L174 70V67H173L172 69H169ZM171 67H170V68H171ZM189 67H191L190 64L188 65V69H189ZM195 67H196V66H195ZM202 67H204V66L202 65ZM238 67H237V68H238ZM259 67H260V69H259ZM179 68L182 69L183 67H179ZM186 68H187V66H186ZM212 68L208 69V67H207V69L210 70V71H209L210 73H209V72H206L205 75H206V74H213L215 71L212 72V71L214 70V68H213V70L211 71ZM215 68H216V67H215ZM220 68H221V70H220ZM190 69H191V68H190ZM197 69H198V68H197ZM197 69H196V70H197ZM205 69H206V68H205ZM238 69H239V68H238ZM183 70H184V69H183ZM198 70H199V69H198ZM202 70L204 71V69H202ZM208 70H207V71H208ZM246 70H248V69H245V73L249 74ZM181 71H182V70H181ZM258 71H260V72H259L260 74H257ZM182 72H183V71H182ZM177 73H179V72H176V74H177ZM219 73L221 74V72H219ZM219 73L215 72L216 75L219 74ZM245 73L243 72L242 74H245ZM215 74H214V77H216ZM240 74H239V75H240ZM247 74H245V76H249V77H250V75H247ZM262 74H263V76H262ZM187 75H189V74H187ZM9 76H10V75H9ZM11 76H12V75H11ZM13 76H14V75H13ZM13 76H12V78H13ZM219 76H220V75H219ZM219 76H218V77H219ZM236 76L238 77V75H236ZM218 77H217V80H219ZM256 77H257V78H256ZM262 77H263V78H262ZM219 78H220V77H219ZM254 78L257 79L256 82L253 81ZM226 79L223 80L224 84H223V82H222L223 86H224L225 84L228 83V82L225 81ZM234 79H236V80H234ZM248 79H249V78H248ZM249 80H250V79H249ZM221 81H222V80H221ZM218 82H219V81H218ZM253 82L255 83V85H261V83H263V88H260L261 86H259L260 89L258 90V94H259L260 96L263 97L262 99H261L260 96H258V95L255 94V91H257V89H254V85H253L254 83H253ZM229 83H228V84H229ZM256 83H257V84H256ZM258 83H259V84H258ZM220 84H221V82H220ZM238 85H239V86H238ZM229 86H230V85H229ZM237 86H238V87H237ZM252 86H253V87H252ZM226 87H227V86H226ZM230 87H231V86H230ZM189 88H190V89H189ZM233 88H231V89H233ZM255 88H258V86L255 87ZM181 89H183L182 92H186V93H188V94H190L191 91L193 92V90H191V87H187L186 89H185V88H181ZM224 89H226V88L224 87ZM229 89H230V88H229ZM234 89H235V88H234ZM227 90H228V89H227ZM249 90H250V89H249ZM251 90H250V91H251ZM29 91H30V92H29ZM29 91H26L25 93L29 92V93H27L28 95H29V94H34V95L38 94V91H37L36 89H34V88L31 89V90H29ZM234 91L237 92V89H236V90H233V93H235ZM250 91H248V93H249ZM231 92H232V91H231ZM245 92H246V91H245ZM245 92H244V94H245ZM25 93H22V94L24 95ZM233 93H232L231 95H233V96L237 99L238 96L236 95V96H237V97H236ZM241 93H242V92H241ZM252 93H253V92H252ZM27 94H26V95H27ZM188 94H187V96H185V97H186L185 99L177 100V102L175 101L174 103L172 102V104L170 103V104H171L170 106L168 105L169 103L166 104L165 106H163L164 109H162V110H163V111H166L167 106H168L167 111L169 110V108H172V109L175 108V110H172V109H171L173 112L170 111V110H169L168 112H171V113H172V117H175V122H176V124H177L176 126H178L177 129H178V128H180V129L182 128V129H181L182 131H180V129H178V131H177L178 133L176 132V135L173 137V138H174L173 140H174V142H175V143H174L175 145L178 143V140H179L180 143H178V144H182V146L184 147L185 151H186V150L188 151V152L186 151L187 153L185 152V154H186V155H185V156H186V159L183 158V157L181 156L183 159H182L181 157H179V162H180V159H181V160H183V161H182L183 164H186V163H188V162H189V164H191L192 162L195 163V160H197L196 164H197V163H200L199 165H201V163H202L203 167H206V165H207V163H208L209 161L207 162L204 156L207 155V153H208L207 151H209V152L211 151V153H212V151H213V150H212V149H213V148H212V147H213V144H212L213 141H212V139H213L214 137L212 136V137H213V138H212L211 136H209L210 134H209V135H206L205 137L203 136L204 138L207 139L206 141H208V139H209V143H210V141H211V143H210L209 145L211 146L212 149L210 148V150H207V149H209L210 146H209V145H208L209 147H206V146H205V143H206V145H207L208 143H207L206 141H204L205 139H202V135H201V133H204V132L201 131V129L204 130V131H206V130L203 129V127H202V123H201L202 121H200L201 119H198V118H197V117L200 118V116H197V115H196V114H198V113H195V112H194L195 109H194V108H193V109H192V108H189V106H190V107L192 106V102H191V104H188V102H187V101H188L187 98H188V96H189ZM191 94H193V93H191ZM191 94H190V95H191ZM236 94H239V93H236ZM244 94H243V95H244ZM229 95H230V93H229ZM241 95H242V94H241ZM241 95H240V96H241ZM24 96H25V95H24ZM31 96H32V95H31ZM31 96H30V97H31ZM244 96H245V95H244ZM234 97H233V98H234ZM242 97H243V96H242ZM253 97H255V98L257 97V98H256L257 101H256ZM194 98H195V97H194ZM194 98H191V99L193 100ZM238 98H240V97H238ZM236 99H235V100H236ZM194 100H195V99H194ZM240 101H241V100H240ZM240 101H238V103H240ZM189 102H190V101H189ZM196 102H197V101H196ZM233 102H235V101H233ZM263 102H264V100H262L261 103L263 104ZM238 103H237V104H238ZM197 104H198V103H197ZM235 104H236V103H235ZM194 105H195V104H194ZM263 105H264V104H263ZM173 106H174V107H173ZM175 106H176V107H175ZM237 106H238V105H237ZM260 106H261V105H260ZM260 106H259V107H260ZM183 107H185V108H184L185 111H183ZM186 107L188 108L187 110H186ZM259 107H258V108H259ZM181 108H182V109H181ZM49 109H50V112H51L52 107H49ZM49 109H48V110H49ZM189 109H190V110L192 109V110L190 111ZM260 109H262V107H260ZM188 110H189L190 112H189ZM198 110H199V109H197V111H198ZM263 110H264V108H263ZM263 110H262V111H263ZM181 111H182V112H181ZM197 111H196V112H197ZM186 112L191 113V114L193 113L194 116H195V118H194V116H192V115H191V118H188V116L190 117V115L188 114V116H187V113H186ZM198 112H200V111H198ZM259 112H260V115H261V116H264V113H263V112H261V111H259ZM53 113H54V112H53ZM180 113H181V115H180ZM182 113H183V114H182ZM262 114H263V115H262ZM260 115H259V113H258V116H260ZM181 116H182V118H181ZM261 116L259 117V119L261 118ZM185 117H187V118H185ZM256 117H257V116H256ZM196 118H197V119H196ZM186 119H187V120H186ZM255 119H256V118H255ZM261 119H263V117H262ZM198 121H199V123H198ZM256 121H257V120H256ZM260 122H262V121H260ZM252 123H254V120H253ZM255 123H256V122H255ZM198 124H199V125H198ZM200 124H201V125H200ZM248 124H249V125H248ZM241 125H243V126H245V127H248V128H252V125L254 126V124L251 125V123H246V125H245V123H242ZM200 127H201V128H200ZM198 129H199V130H198ZM252 129H253V128H252ZM255 129H256V128H255ZM261 129H262V128H261ZM184 131H185V132H184ZM182 132H183V134H182L183 136L181 135ZM179 133H180V134H179ZM184 133H185L186 135H185ZM205 134H208V133L205 132L204 135H205ZM177 135H179V139H178V136H177ZM188 136H189V137H188ZM194 136H195V139L197 140L196 143H200L199 145H197L196 143H194V140H195V139H193ZM180 137H181V138H180ZM184 137H185V138H184ZM207 137H208V138H207ZM182 138H183L184 140H183ZM177 139H178V140H177ZM180 139H181L182 141H180ZM192 139H193V140H192ZM215 139H216V138H215ZM215 139H213V140H215ZM256 139H257V138H256ZM175 140H177V143H176ZM191 140L193 141V144L197 145L196 147H198V148H196V149H195V148H192V147H191L192 143L190 144V147H189V144H187L186 141H188V143H189V142H191ZM199 140H200V141H204L205 143H204V142L202 143V142H200ZM260 140H261V139H260ZM183 141H184L185 143H184ZM262 141H264V138H263ZM181 142H182V143H181ZM215 142L217 143V141H215ZM215 142H214V143H215ZM183 143H184V144H183ZM186 145H188V146L185 148ZM200 145H203V146L201 147ZM217 145L220 147V149H219L220 151H221L222 149H223V150H222L221 152H219V151L217 152L216 150H215V152L213 151L214 156H217V155H216L217 153H218L219 155L221 154L220 156H219V155L217 156V157H219L218 161H215V163H218V164H215L214 162H213V163H214L216 166L218 165L219 169H220V167H221L222 170H220L219 172L215 171V169L217 170L218 167H215V165L212 163L213 160H211V163H212L214 166H212V164L209 163L210 166H208V168H207L206 171H208V169L211 167V168H212V171H213V172H212L213 175H216L217 173H218V174H222L224 171L228 170V169H226V167H225V166H226L225 163L227 162V163H228L227 165H230V164L233 165V166H234V169H233V166H232V170H233V171H229V170H228V171H227L228 173L226 172L224 175L228 174L227 177H230V179H231V176H233L232 173H235V174H236V169H238V172H239L241 175H242V174H243V175L245 174V176H247V177H245V181H244V183H245V182H248V183L250 184V185L248 184V185L250 186V187H249V186H248V187H249L251 190L254 189V191H253L254 194H255V188H254V187H256V185H260V186H257V187H259V188H257L258 191H259V189H260V190H261V189H264V184H263V183H264V179H263V178H264V173H263L264 171L262 170V169H264V164H263V163H262V164H261V163L258 164L257 166H259L260 168L257 167V166L253 167L254 165L257 164L256 161H253V160H255L254 158L257 159V157L260 156L259 154H257V151H256V153L253 151L255 154H254L253 152H252V153H253V154H252L251 151H249V150H248V151H249L248 153L245 151V153H246L247 156H248V155L251 156V157H250V156H249V157L246 156L247 159L250 158V159H248V161H247L246 158L244 157V155H245L244 152H243V154H244L243 156H241L242 154L240 155L241 158L239 157V155L237 156V154H235V152H236L237 149L235 150V149L233 148V146H232V147H228L227 145H225L224 143H222V142L219 141V140H218V144H217ZM178 146L181 147V145H178ZM178 146H177V147H178ZM193 146H194V145H193ZM218 146H217V147H218ZM174 147H175V146H174ZM177 147H175V148H177ZM183 147H181V148L183 149ZM205 147H206V150L204 149ZM217 147H216V145H215V148L218 150L219 147H218V148H217ZM178 148H179V147H178ZM189 148H190V149H189ZM191 148H192V149H195V150H198L197 153H199V154H197V153L195 154L194 152H192V151H191V150H192ZM201 148H202L204 151H202ZM238 149H239V148H238ZM195 150H194V151H195ZM234 150H235V152H234ZM244 150H245V149H243V151H244ZM189 151H190V152H189ZM199 151H200V152H199ZM205 151H206V152H205ZM223 151H224L225 153H224ZM216 152H217V153H216ZM241 152H242V151H241ZM188 153H190V154H188ZM191 153L194 154L195 156L193 157V155H192ZM200 153H201V155H203V153H204V156H201ZM211 153H210L209 156H208V155H207V156L210 157V158H212V159L215 158L214 156H213V157L211 156V155H212ZM237 153H238V150H237ZM258 153H259V152H258ZM261 153H262V152H261ZM261 153H260V154H261ZM187 154H188V155H187ZM222 154H223L224 157H225V156L227 157L226 160H225L226 157L224 158V157L222 156ZM234 154H235V155H234ZM256 154H257V155H256ZM191 155H192V156H191ZM233 155H234V157L237 158V159H238V157L240 158V159H238V161L241 160V159H242L241 162H243V161L246 160L245 163H243V167H244V166L246 167V168L244 167L245 169L242 167L241 163L239 164V162L237 161V159H236V161L233 160V158H234V157H232ZM185 156H184V157H185ZM187 156H189V158H188ZM196 156H198V158H197ZM207 156H206V157H207ZM221 156H222V157H221ZM255 156H257V157H255ZM262 156L264 157V154L261 155L260 157H262ZM191 157H192L193 161H192ZM203 157H204V158H203ZM217 157H216V158H217ZM220 157H221V158H220ZM253 157H254V158H253ZM263 157L260 158V159H263ZM194 158H195V159H194ZM202 158L205 159V160H203V161H206V162H207V163H205V165H204L203 162L201 161ZM210 158H209V159H210ZM222 158H223V159H222ZM235 158H234V159H235ZM251 158H252L253 160H252ZM184 159H185V160H184ZM209 159H208V160H209ZM186 160H188V161L186 162ZM190 160H191V161H190ZM215 160H217V159H215ZM222 160H224L225 162L222 161ZM250 160H251L253 166H252V164H250V163H251ZM198 161H201V162H198ZM258 161H261V162H262V160H258ZM258 161H257V162H258ZM185 162H186V163H185ZM223 162H224V163H223ZM247 162H248L250 165H249ZM253 162H255L256 164H254ZM180 163H181V162H180ZM220 163H221V164L223 163L224 166H223V164H222V165H219ZM232 163H233V164H232ZM258 163H259V162H258ZM244 164H245V165H244ZM199 165H198V166H199ZM246 165H249V166H246ZM240 166H241V168H243V169H240ZM250 166H251L252 169L250 168ZM261 166H262L263 168H261ZM199 167H200V166H199ZM214 167H215V169H214ZM224 167H225L226 170L224 169ZM228 167L230 168V166H227V168H228ZM247 167H248V169H247ZM256 167H257L256 170H257L258 173H257L256 171H254L255 169H253V168H256ZM200 168H201V167H200ZM249 168H250V169H249ZM202 169H203V168H202ZM213 169H214V170H213ZM239 169H240L241 171L244 170V172H240ZM259 169L262 170L263 172H262V173H261V172L259 173V171H260ZM204 170H205V169H204ZM204 170H203V172H204ZM223 170H224V171H223ZM230 170H231V169H230ZM258 170H259V171H258ZM209 171H211V169H210ZM221 171H222V172H221ZM220 172H221V173H220ZM215 173H216V174H215ZM240 174H239V175H240ZM213 175H212V176H213ZM243 175L241 176L242 179L244 178ZM257 175H258V176H257ZM236 176H238V173L236 174ZM253 176H255V177H253ZM261 176H263V177H261ZM214 177H218V176H214ZM219 177H220L219 179H221V176H219ZM225 177H226V176H224V178H225ZM233 177H234V176H233ZM233 177H232V180H233ZM251 177L254 178V181H253V179L251 180ZM212 178H213V177H212ZM212 178H211L209 181H211V180H212V181H213V180H214V181H215V180L217 181V179H214V178L212 179ZM222 178H223V175H222ZM224 178H223V179H224ZM237 178H240V177H237ZM237 178L235 179V177H234L235 181L238 180ZM246 178H247L248 181L246 180ZM219 179H218V180H219ZM223 179H222L221 181L219 180L220 182L217 181V183L219 182V183L221 184L222 181H223ZM225 179H226V178H225ZM228 179H229V178H228ZM228 179H227V180H228ZM242 179H241V180H242ZM227 180H226V182L231 183L230 181H227ZM255 180H256V181H255ZM259 180H260V181H259ZM205 181H206V180H204V182H205ZM216 181H215V182H216ZM238 181H239V180H238ZM261 181H262V182H261ZM198 182H199V181H198ZM198 182H197V184H199ZM202 182H203V180H202ZM204 182H203V184H204L205 187H206L207 185H206L205 183L207 182V184H208L209 182H208V180H207L205 183H204ZM223 182H224V181H223ZM233 182H234V180H233ZM239 182H240V181H239ZM257 182H259V183H257ZM211 183H213V182H211ZM211 183H210V184H211ZM237 183H238V182H237ZM256 183H257V184H256ZM197 184H196V185H197ZM210 184H209V186H210ZM220 184H219V185H220ZM225 184H227V183H225ZM225 184H224V185H220V186H218V187H219V188H220L221 186L225 187ZM261 184H262V185H261ZM201 185H202V183L200 184V187H201ZM204 185H202V187H203ZM228 185H229V184H228ZM228 185H227V186H228ZM232 185H233V184H232ZM240 185H241V184H240ZM212 186H214V189L217 187V186L215 187V185H212ZM212 186H211V188H212ZM244 186H247V184L244 185ZM261 186H262V187H261ZM202 187H201V188H202ZM232 187H233V186H232ZM232 187H231V185H230V187L228 186L227 188H226V187H225V188H222V187H221V188L224 189L225 192H227V194H228V196H227V194H226L224 197H223V195H221L222 193H220V192H224V190H221V191L219 190V191H218V188H217V190H215V191H218L219 193L216 194L215 192H211V191H210L211 189H210L209 191L212 193V195H215V196L218 195V196H216V197H215V196H212V197H214V198H212V197H211V194H209V195L207 194V193H208L207 189H206L207 192L204 190V189H205L204 187L202 188V189H203L202 194L199 193V192H201L202 190H201V189L199 190V188H198V186H197V188H198V190H199V191H198L199 195H202V196H203V195H204V194H203L204 191L206 192L205 195H204L203 197H202V196H199V198H200L201 201H202V200H207V201H205V203H206V205H207V206L205 207V209H206L207 207H210V205H211L212 208L214 207V209L212 210L213 213H214V211L217 212L218 209L222 208V206H223V207L225 206L224 204H227V203H228V200H229V198H230L229 196H231V197L233 196L231 199H232V203L234 202V196H236V195H235V194H236V189H233L234 187H233V188H232ZM239 187H240V186H239ZM248 187H247V189H248ZM195 188H196V186H195ZM197 188H196V191H197ZM206 188H209V187L207 186ZM214 189H213V191H214ZM250 189H249V191H250ZM242 190H243V189H242ZM256 191H257V190H256ZM238 192H239V191H238ZM238 192H237V193H238ZM260 192H261V195L264 194V193H263L264 190H261ZM260 192H258V193H260ZM214 193H215V194H214ZM253 193H252V194H253ZM258 193L256 192V194H258ZM262 193H263V194H262ZM229 194H230V195H229ZM256 194L253 195V196H255V197L258 196V198H259V196H261V195H256ZM205 196H208V197H209V200H210V198H211V200H213V201H209V200H208V197H207V199H206V198L203 199ZM226 196H227V198H226L227 200L225 199ZM251 196H252V195H251ZM201 197H202V199H201ZM217 197H218V198H217ZM219 197H221V198L219 199ZM228 197H229V198H228ZM261 197L264 198V196H261ZM235 198H236V197H235ZM256 198H257V197H256ZM262 198H261V200L259 199V200L261 201V203L263 202V201H262V200H263ZM214 199H215V201H214ZM222 199H224V200H222ZM251 199L253 200L254 197H253V198L251 197ZM200 200L198 199V202H200V204H201V201H200ZM235 200H236V199H235ZM255 200H256V199H255ZM208 201H209V204H210L209 206H208V204H207ZM223 201H224V204L222 205ZM257 201H258V200H257ZM163 202H164V206H165L166 202H165V201H163ZM198 202H197V204H198ZM211 202H213L214 204L211 203ZM229 202H231V201H229ZM202 203H203V202H202ZM205 203H204V204H205ZM255 203H257V202H255ZM216 204H219V205H217L216 207H215V206H212V205H216ZM166 205H167V207L169 206V204H166ZM252 205H253V204H251V206H252ZM198 206H199V205H198ZM198 206H197V209H198ZM253 206L255 207V205H253ZM256 206H257V205H256ZM167 207L165 206L164 208L169 210V208H167ZM169 207L172 208V206H169ZM203 208H204V207H203ZM172 209H173V208H172ZM172 209H170V210H172ZM207 209H208V208H207ZM216 209H217V210H216ZM199 210H200V209H198V211L196 210V213L198 212V214H199V213L201 212V210H200V211H199ZM205 211H206V210L203 209V212H205ZM216 212H215L214 214H216ZM234 212H235V211H234ZM236 212H237V211H236ZM201 213H202V212H201ZM131 214H132V213L129 211L128 208H122V209L117 210V211L114 213V215L112 216V218L109 219L110 221H115V222H118V223H119V222H123V224H122V232H121V235H120V239H118V242H117V245H118L119 247H118V249L115 250V251L112 250V252L110 253V255L105 256V255L102 254L101 257H100V256L95 257L94 259L97 260V264H130V254H129V251H128V249H130V245H128V242H131V241L133 240L132 232H133V230H134V219L132 218ZM205 214H206V212H205ZM208 214H211V212H209ZM214 214H213V215H214ZM251 214H252V213H251ZM251 214H249V215H251ZM203 215H204V213H202V216H203ZM213 215H212V216H213ZM241 215H243V212H242ZM241 215H240V217H241ZM244 215H245V213H244ZM244 215L241 217V220H242V221L239 220L240 217H238V218L236 217V218H237V219H236L237 221L235 220L234 222H238V221H239V223H240V221L243 222V219H242L243 217L246 218V219L248 218L247 216H244ZM247 215H248V214H247ZM254 215H255V214H253V217H255ZM259 216H260V215H258V218H260ZM62 217H63V218H62V221H64L65 223H66V222H69V224H70V222H71V220H72L71 218L69 219L68 217H66V216H64V215H63ZM59 218H60V217H59ZM249 218H252V217H249ZM256 218H257V216H256ZM256 218H255V219H256ZM258 218H257V219H258ZM60 219H61V218H60ZM248 220H249V219H247L246 222H249ZM262 223H263V222H262ZM262 223H258V225H257L256 223H255V224H251V225H254L253 228H256V227L258 226V229H257L258 231H257V232H259V230H260L259 235H260V234H263V232H264V228H263L264 226H263ZM243 224H244V223H243ZM247 224H249V223H247ZM259 224H261L263 227H262V226L260 227ZM239 225H240V224H239ZM245 225H246V224H245ZM251 225H250V226H251ZM233 226H234V225H232V227H233ZM235 226H236V225H235ZM235 226H234V227H235ZM243 226H244V225H243ZM234 227H233V228H234ZM240 227L243 228L242 225H241ZM244 227H246V226H244ZM236 228H237V227H236ZM249 228H250V227H249ZM261 228H263V229H261ZM243 229H245V228H243ZM249 230H251V229H249ZM238 231H240V228H239ZM253 232H254V231H253ZM246 233H247V232H246ZM250 233H252V232L250 231V232L248 233V236H249ZM80 235H83V236H90L91 234H89V232H86V233H82V234H80ZM233 235H234L233 238H235V239H234V242H233V241L231 242V243H234V244H232V245H230L231 243H228L230 240L227 242L228 239H227V240H226V239H223V240H226V242L223 241V243L216 242V245L219 246V247L217 246V247L219 248V250H221L220 248H223V249H225V250H226V248H227V250H230V251H228V252H231V251H232V252H231V254L233 253L232 257H233V256H234V257L236 256V257H235V258H236V261H234L233 264H246L247 262H248L247 264H263V262H264V260H263V259H264V257H263L264 254L262 255L261 253H264V236H260V237H259V235L256 236V235H254V234L252 233V236H251V234H250L251 237L249 236V237L251 238V239H250V242H247V241L249 240V238H248V240L246 241L245 236H244V233H241V234H239V236H238V232H237V234H236V233H233L232 236H233ZM237 236H238V237H237ZM248 236H247V237H248ZM212 238H213V237H212ZM233 238H232V239H233ZM218 239H219V238H218ZM218 239H217V240H218ZM220 240H221V239H220ZM218 241H219V240H218ZM251 241H252V242H251ZM220 242H221V241H220ZM80 243H81V242H80ZM209 243H210V246H211V247L215 248V247H214L215 244H214L213 239L210 238V242H209ZM227 243H228V244H227ZM76 244H78V241L72 242V246H74V245H76ZM92 244H93V242H86V241L82 242V246H85V247L91 246ZM227 245H228V246H227ZM229 245L232 246V247H229ZM216 249H217V248H215V250H216ZM261 249H262V250H261ZM217 250H218V249H217ZM225 252H226V251H225ZM228 252H227V253H228ZM259 253H260V254H259ZM231 254H230V255H231ZM260 255H262L263 259H262V257H261ZM111 256H116V258H115V257H111ZM235 258H234V259H235ZM241 260H242V261H241ZM245 261H246V262H245ZM250 261H251V262H250ZM184 262H185V261H184ZM182 263H183V262H182ZM185 264H186V263H185ZM189 264H190V263H189Z\"/></svg>", "mask_w": 264, "mask_h": 264}, {"label": "snow or ice", "instance_id": "3", "mask_svg": "<svg viewBox=\"0 0 264 264\" xmlns=\"http://www.w3.org/2000/svg\"><path fill=\"white\" fill-rule=\"evenodd\" d=\"M5 60L8 61L9 67L11 68L12 71L19 73L21 75L24 76H28L29 79H35V76H29L28 72L22 68L21 66H18L16 63L12 62V60L10 59V57L5 56ZM55 88L61 89V93L63 94V88L59 83H56L53 85ZM136 92H141V91H152V89H135ZM88 97H96L97 96V92L95 91H88L85 93ZM103 95H106V93H102ZM64 99L67 101L68 105L70 106L71 109H76L77 108V101L75 99V97L73 96V94L69 93L67 95L64 96ZM256 133H252V135H255ZM262 138H264V133H261Z\"/></svg>", "mask_w": 264, "mask_h": 264}]
</instances>
